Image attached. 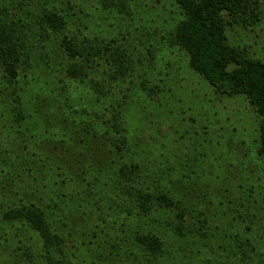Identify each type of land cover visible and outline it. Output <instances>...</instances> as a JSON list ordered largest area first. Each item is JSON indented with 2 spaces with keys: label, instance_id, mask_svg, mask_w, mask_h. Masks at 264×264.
Masks as SVG:
<instances>
[{
  "label": "trees",
  "instance_id": "obj_1",
  "mask_svg": "<svg viewBox=\"0 0 264 264\" xmlns=\"http://www.w3.org/2000/svg\"><path fill=\"white\" fill-rule=\"evenodd\" d=\"M174 1L186 20L171 40L187 52L190 67L220 95L246 96L256 108L264 171V61L247 59L226 39L231 22L260 20L259 1ZM15 2L0 0V79L8 93L0 91V236L19 232L27 264H264V224L256 226L257 215L246 223L245 213L229 206L234 214L215 227L230 225L233 239L227 235L223 246L204 255L214 237L211 217L176 196L164 164L146 162L147 148L130 130V117L136 85L153 94L162 88L153 80L151 46L89 36L90 22L79 24L72 1L66 2L70 10L56 0ZM141 47L149 53L145 58ZM122 88L129 90L126 100L116 95ZM49 116L59 118L65 138L67 124L95 123L112 155L76 176L60 160L46 159L32 135ZM25 131L33 154L23 157L12 136L22 139ZM32 157L37 160L29 163ZM224 205L219 198L216 206ZM238 218L242 222L233 224ZM102 227L116 232L105 254L100 240H88Z\"/></svg>",
  "mask_w": 264,
  "mask_h": 264
},
{
  "label": "rangeland",
  "instance_id": "obj_2",
  "mask_svg": "<svg viewBox=\"0 0 264 264\" xmlns=\"http://www.w3.org/2000/svg\"><path fill=\"white\" fill-rule=\"evenodd\" d=\"M56 1V6L64 9H69L66 2L72 1L75 13L81 19L79 24L84 26L90 22L86 31L89 36L117 41L126 38L127 41H123L126 47L128 41L138 45L147 42L146 45L151 46L149 51L156 57L151 63L155 70L153 80L162 88L153 94L136 85V97L131 98L135 111L130 117V130L136 133L138 144L147 148L146 162L150 166L164 164L165 178L167 183L173 181L170 189L179 195L176 196L194 205L196 211L202 208L211 217L214 237L210 245L202 248L203 254L210 252L211 247L223 246L227 235L229 241L233 239L230 225L220 224L221 230L215 227L219 221L226 222L227 217H232L234 213L229 211V206L237 205L240 212L245 213L246 223H249V217L257 215L256 226L260 222L264 224V171L258 155L259 114L246 96L220 95L190 67L187 52L173 44L171 35L186 20L180 5L174 0ZM258 1L262 12L260 20L252 25L231 22L226 27V39L228 46L242 52L247 59L264 61V0ZM140 53L142 58L149 54L143 47ZM1 80L0 91L8 95ZM125 88L120 90L122 95L116 90V95L124 100L127 98L124 95L129 96V90ZM111 99L109 105L114 102V98ZM48 120V123L39 120L37 132L32 135L39 138L38 151L53 162L60 160L61 166L69 168L74 176L96 170L105 156L112 155L108 153L110 146L105 148L104 134L97 132L95 123L85 124L82 128L67 124L65 138L59 130V118L49 116ZM29 136L27 131L22 139L18 135L12 136V142H18L19 154L23 157L26 153L33 154L30 146L28 149ZM36 157L30 158L29 163L36 162ZM219 198L224 202V208L216 206ZM258 200L262 203L261 208ZM239 220L233 224L241 223ZM78 222L85 224L81 219ZM94 231L96 233L90 232L88 240H100L103 248L98 249L105 254L106 242H112L116 232L103 227ZM18 233L12 232L9 238L0 236V264H27L20 249L22 237L16 236ZM104 233L109 236L105 238ZM85 239L81 237L80 241Z\"/></svg>",
  "mask_w": 264,
  "mask_h": 264
}]
</instances>
